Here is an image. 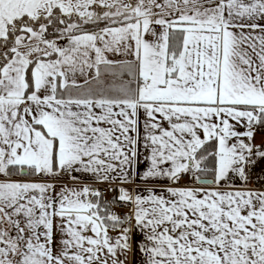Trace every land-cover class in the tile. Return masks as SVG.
<instances>
[{"label":"snow or ice","instance_id":"obj_1","mask_svg":"<svg viewBox=\"0 0 264 264\" xmlns=\"http://www.w3.org/2000/svg\"><path fill=\"white\" fill-rule=\"evenodd\" d=\"M0 264H264V0H0Z\"/></svg>","mask_w":264,"mask_h":264},{"label":"built area","instance_id":"obj_2","mask_svg":"<svg viewBox=\"0 0 264 264\" xmlns=\"http://www.w3.org/2000/svg\"><path fill=\"white\" fill-rule=\"evenodd\" d=\"M109 197H111L112 193H108ZM122 211H127V209H122Z\"/></svg>","mask_w":264,"mask_h":264},{"label":"crops","instance_id":"obj_3","mask_svg":"<svg viewBox=\"0 0 264 264\" xmlns=\"http://www.w3.org/2000/svg\"><path fill=\"white\" fill-rule=\"evenodd\" d=\"M257 142H259V139H258V141Z\"/></svg>","mask_w":264,"mask_h":264}]
</instances>
